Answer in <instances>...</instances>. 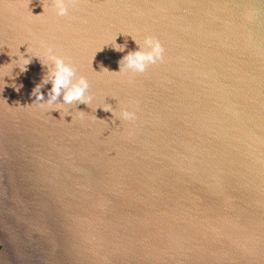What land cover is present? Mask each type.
Listing matches in <instances>:
<instances>
[{
    "label": "water",
    "instance_id": "obj_1",
    "mask_svg": "<svg viewBox=\"0 0 264 264\" xmlns=\"http://www.w3.org/2000/svg\"><path fill=\"white\" fill-rule=\"evenodd\" d=\"M49 46L89 105L39 107ZM0 264H264V0H0Z\"/></svg>",
    "mask_w": 264,
    "mask_h": 264
},
{
    "label": "clouds",
    "instance_id": "obj_2",
    "mask_svg": "<svg viewBox=\"0 0 264 264\" xmlns=\"http://www.w3.org/2000/svg\"><path fill=\"white\" fill-rule=\"evenodd\" d=\"M77 2L78 0H52V8L57 16L64 17L68 14L69 5H74ZM46 10V8H43V12ZM30 14L34 17H40L41 15ZM132 39L138 45V50L130 51L123 56L119 61L120 69L118 72L109 71L106 68L103 69L104 71L112 74L123 73L125 70H130L133 73H144L150 65H156L164 61L165 48L158 38L151 35L145 36L142 45L134 37ZM115 45V50L120 52H123L126 47V44ZM28 51L30 50L27 48ZM44 56L46 59L42 65L47 67V74L43 77L42 83L36 85L32 91L35 101L41 102L39 107L59 110L62 105L74 102L89 105L93 99L90 94H87L89 82L84 76L76 75V68L71 62H66L67 57L57 55L51 46L45 49ZM31 61V56H27V58L24 55L19 56L18 62L21 71H26V66ZM48 83H51V89L48 91L47 99L45 100L41 88ZM16 91H19V88H16ZM61 96L63 102L57 103ZM132 103L136 104L138 102L133 101ZM103 110L112 112L115 115L110 104H105ZM80 114L82 116L83 112L80 111ZM119 118L124 121L134 122L137 118L136 110L123 108L119 113Z\"/></svg>",
    "mask_w": 264,
    "mask_h": 264
}]
</instances>
